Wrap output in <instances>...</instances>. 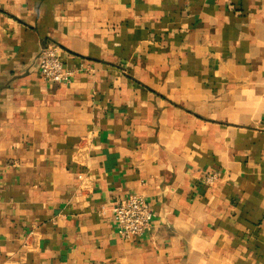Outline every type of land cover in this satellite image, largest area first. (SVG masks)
<instances>
[{
    "label": "crops",
    "instance_id": "crops-1",
    "mask_svg": "<svg viewBox=\"0 0 264 264\" xmlns=\"http://www.w3.org/2000/svg\"><path fill=\"white\" fill-rule=\"evenodd\" d=\"M0 264H264V0H0Z\"/></svg>",
    "mask_w": 264,
    "mask_h": 264
},
{
    "label": "built area",
    "instance_id": "built-area-1",
    "mask_svg": "<svg viewBox=\"0 0 264 264\" xmlns=\"http://www.w3.org/2000/svg\"><path fill=\"white\" fill-rule=\"evenodd\" d=\"M39 72L41 78L50 84L67 85L75 70L64 65L61 47L57 44H47L42 47ZM215 171H204L200 182L206 187H212L217 181ZM117 235L123 240L140 237L150 227L152 211L145 197L139 193H130L118 198L112 205Z\"/></svg>",
    "mask_w": 264,
    "mask_h": 264
}]
</instances>
